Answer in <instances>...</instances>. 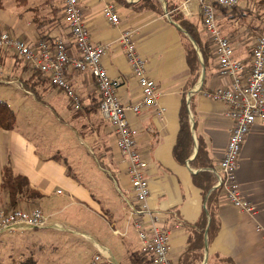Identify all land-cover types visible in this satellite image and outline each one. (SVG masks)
Masks as SVG:
<instances>
[{
  "label": "crops",
  "instance_id": "1",
  "mask_svg": "<svg viewBox=\"0 0 264 264\" xmlns=\"http://www.w3.org/2000/svg\"><path fill=\"white\" fill-rule=\"evenodd\" d=\"M155 1L161 13L138 11L114 0H79V6L92 42L106 47L102 66L112 79L123 81L117 92L121 103L131 106L142 98L140 85L120 44L125 30L133 31L137 50L147 64V74L160 87L159 106L166 108L162 117L153 109L141 115L126 110V117L146 162L150 209L170 231V259L173 264H264V124L257 122L247 136L237 171L244 198L257 209V214L251 216L231 205L216 186V173L220 171L233 122L225 116L227 107L223 103L204 96L205 91L226 86L229 81L219 75L215 48L205 45L209 40L203 31L200 7L192 4L194 16L184 19L198 26L201 47L174 20L182 15L179 6L186 0ZM126 2L135 5L140 0ZM64 3L65 0H15L18 12L1 23L0 30L33 48L41 40L63 38L70 53L76 55ZM108 3L116 4L120 19L117 26L103 15ZM216 14L222 31L218 8ZM227 17L230 16L224 19ZM38 21L42 22L40 26ZM189 42L198 58L192 62L195 71L188 60ZM201 48L207 54V65ZM208 48L213 49L211 56ZM0 61L18 71L19 80L38 104L42 102L53 113L62 112L66 127L82 140L77 149H61L72 159L70 167L57 153H40L37 144L16 126L12 131L0 129V209L11 208L8 195L1 189L2 170L10 166L15 176L26 179L30 190L39 195L27 198L19 208H39L48 218L43 229L1 235L0 252L8 248L13 264L21 259L33 261V254L41 261L47 241L55 238L49 233L61 232L89 244L90 261L94 255H100L107 264H130V256L141 251L139 237L138 248L128 242L134 229L128 222V202H133L135 196L128 165L117 145L115 127L106 123L99 111L100 94L95 82L89 74L68 68L66 78L81 100V109L77 110L64 91L51 85L48 76L36 72L29 75L31 66L13 52L0 50ZM12 75L4 67L2 81L6 78L11 82ZM182 111L188 115L193 145L190 154L178 160L174 152ZM91 161L99 164L93 172L86 170ZM204 216L207 222L202 231L198 225ZM109 232L126 238V242L112 244L111 238H107ZM6 235L13 237L6 240ZM198 235H203V248L188 255L190 246L199 245Z\"/></svg>",
  "mask_w": 264,
  "mask_h": 264
},
{
  "label": "built area",
  "instance_id": "2",
  "mask_svg": "<svg viewBox=\"0 0 264 264\" xmlns=\"http://www.w3.org/2000/svg\"><path fill=\"white\" fill-rule=\"evenodd\" d=\"M195 3L200 7L203 29L215 48L219 75L229 81L226 86L204 92L206 98L227 107L225 116L233 122L227 148L220 162V171L216 173V186L231 205L255 216L257 209L244 198L237 171L247 136L257 122L264 124V33L257 38L250 60L245 62L236 57L235 48L221 31L216 14V8L232 10L239 7L242 1L186 0L179 6L183 17L191 19L194 16L191 6ZM64 14L77 49L76 55L70 53L68 43L63 38L44 39L33 48L5 30H0V50L13 52L33 70L48 76L51 85L64 91L77 110L81 109V100L68 82L66 72L71 67L77 72L90 75L100 94L99 111L103 120L115 127L121 157L128 165L135 196L133 202H128L129 225L137 231L141 251L151 256L152 264H173L170 259V231L164 226L161 217L150 209L151 192L146 177V162L138 150L134 130L126 117V110L141 115L152 109L157 110L158 116L162 117L166 108L159 106L160 87L147 74V64L137 50L133 31L125 30L120 44L132 75L140 85L142 98L134 105L124 106L117 93L123 81L112 79L102 66L106 47L92 42L79 0H65ZM103 15L111 25L117 26L120 22L114 3L104 7ZM2 78L3 69L0 67V81ZM61 193L58 191V194ZM47 224L48 218L39 208L11 211L0 209V236L23 229H43ZM258 231L261 229L258 228ZM116 233L120 235V232ZM91 264L107 263L100 255H94Z\"/></svg>",
  "mask_w": 264,
  "mask_h": 264
},
{
  "label": "rangeland",
  "instance_id": "3",
  "mask_svg": "<svg viewBox=\"0 0 264 264\" xmlns=\"http://www.w3.org/2000/svg\"><path fill=\"white\" fill-rule=\"evenodd\" d=\"M241 1V5L235 10H228L229 12L227 11L226 13L220 11V17H222L220 18L222 21L220 24L223 34L234 46L236 45V56L248 60L251 58L250 54L257 38L264 33V0ZM14 2L15 0H2L0 3V24L5 21L8 22L11 14L14 15L18 12V8L16 4L14 5ZM225 16L230 17L224 19ZM208 40H210L209 37ZM207 42L206 44L209 45V47H214L210 41ZM212 50L213 49L208 48L210 56L213 54ZM16 62L18 64V61ZM4 63L0 61V67H2V65V69L6 67L8 72L13 73V77L10 78L12 79L11 82H7L6 78L4 81H0V101L8 103L11 109L16 113V127L21 133L37 144L40 153H57V155L62 157L63 161L68 163L70 167H73L72 159L67 155L65 156V153L63 151L61 152V149L64 150L72 147L77 149L82 140H80L77 134L72 132V129L66 127L67 123L64 120L65 118L62 112L58 111L53 113L52 110L46 108L42 102L38 104L34 99L35 96H30L27 93L25 84L19 80L18 71L12 69L9 65L6 66L7 64ZM28 70L30 73L29 75L35 72V74L40 75L33 69ZM63 98L65 97L63 96ZM72 112L75 113L73 109ZM58 149H60V152H57ZM80 150L83 151L86 149L81 148ZM92 162L93 161H91L89 167L87 166L86 169L90 172H93L95 168H99V164H93ZM94 165L96 167H94ZM101 179L102 177L99 180ZM23 203H25V201H22L21 204ZM22 208L20 206V208L18 207L16 209ZM62 222H64V220H62ZM49 235L55 238L48 240V243L42 250L43 260L37 261V254H33V261L21 259L16 263L14 262V264H31L30 262H32V264L92 263V261H90L91 248L89 244L66 233H49ZM11 237L13 236H4L6 240H9ZM109 237L111 239L108 240L112 242V244L120 243L122 240L123 243L126 242V238L116 237L112 235V233L107 235V238ZM129 237H131L132 240L129 239L128 242H132L135 248H138V233L132 229L129 233ZM6 249V251L1 250L0 252V264H9L10 262L13 264L12 261H9L10 252L8 248Z\"/></svg>",
  "mask_w": 264,
  "mask_h": 264
},
{
  "label": "trees",
  "instance_id": "4",
  "mask_svg": "<svg viewBox=\"0 0 264 264\" xmlns=\"http://www.w3.org/2000/svg\"><path fill=\"white\" fill-rule=\"evenodd\" d=\"M117 3L121 5L126 6H133L138 11L143 10H152L158 13H161L162 10L160 8V5L155 0H140L138 4L130 5L126 2V0H114ZM2 0H0V3ZM238 8V7H236ZM234 8V10L236 9ZM220 11L226 13L228 10L218 8ZM217 10V8H216ZM233 10V9H232ZM229 12V11H228ZM231 14V12H230ZM177 21L180 26L190 35V37L197 43L199 47H201V40L199 37V34L197 32H200L198 26H195L188 20L184 19L182 15H177L174 19ZM55 21V20H54ZM42 22L38 21V25L40 26ZM204 31V29H203ZM207 45V44H205ZM209 46V45H207ZM206 49V48H205ZM202 50V48H201ZM205 52V51H204ZM203 53L204 62L207 65V54ZM212 55V54H211ZM188 60L191 65L192 71H195V66H193V61L198 60L196 56V51L194 50V47L192 43L189 42V51H188ZM40 74V73H39ZM99 107V104H98ZM16 113L13 109L9 106L8 103L0 101V129L6 130V131H12L15 129L16 126ZM193 145V139L192 134L190 131V124L188 121V115L185 111H182L181 114V131L178 139V143L175 148V156L178 160H181L184 158V156L187 154H190V151L192 149ZM201 154V151H199L196 159H199V156ZM53 159H57V156H54ZM1 189L4 191L9 198V203L11 206V209L9 211L14 210L19 207V205L22 203V201H26V199H35L38 198L39 195L35 193L34 191L30 190L28 182L26 179L15 176L12 168L10 166H6L2 170V183H1ZM220 190V189H219ZM206 216L202 219L200 224L198 225V228L202 231L205 230L206 227ZM203 235H198V243L199 245L197 247L190 246L188 249V255L191 253L197 252L202 250L203 243H202ZM32 264V262H30ZM130 264H152L151 256H149L147 253L142 251L134 252L130 256Z\"/></svg>",
  "mask_w": 264,
  "mask_h": 264
},
{
  "label": "water",
  "instance_id": "5",
  "mask_svg": "<svg viewBox=\"0 0 264 264\" xmlns=\"http://www.w3.org/2000/svg\"><path fill=\"white\" fill-rule=\"evenodd\" d=\"M204 78V77H203Z\"/></svg>",
  "mask_w": 264,
  "mask_h": 264
}]
</instances>
